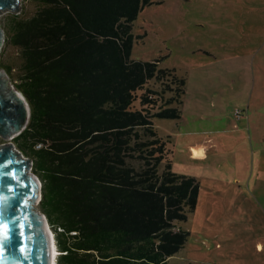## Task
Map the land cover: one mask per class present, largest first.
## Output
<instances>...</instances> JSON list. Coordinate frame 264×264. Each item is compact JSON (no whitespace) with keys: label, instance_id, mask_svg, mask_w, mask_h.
I'll return each instance as SVG.
<instances>
[{"label":"trees","instance_id":"16d2710c","mask_svg":"<svg viewBox=\"0 0 264 264\" xmlns=\"http://www.w3.org/2000/svg\"><path fill=\"white\" fill-rule=\"evenodd\" d=\"M32 1L31 17L9 13L6 22L20 59L15 87L30 105L12 143L40 180L56 263L170 264L201 185L171 160L159 172L167 141L153 119L181 118L185 79L159 59L131 57L133 22L163 0Z\"/></svg>","mask_w":264,"mask_h":264},{"label":"rangeland","instance_id":"374dc122","mask_svg":"<svg viewBox=\"0 0 264 264\" xmlns=\"http://www.w3.org/2000/svg\"><path fill=\"white\" fill-rule=\"evenodd\" d=\"M37 6L20 2L24 17ZM262 13L264 6L256 0H163L144 7L133 22L131 57L159 59V68L185 79L186 94L178 106L182 118L153 119L157 135L167 141L159 172L171 160L174 173L195 177L201 185L196 210L183 223L189 232L186 245L170 264H264V250L256 251L257 243H264ZM8 14L0 15V70L15 86L20 59L6 40ZM147 88L159 92L162 86L150 81ZM198 141L196 149L202 150L203 141L211 144L203 161L186 146ZM5 144L13 143L0 138V146ZM188 152L200 161H188ZM31 166L29 173L36 176Z\"/></svg>","mask_w":264,"mask_h":264},{"label":"water","instance_id":"95a60500","mask_svg":"<svg viewBox=\"0 0 264 264\" xmlns=\"http://www.w3.org/2000/svg\"><path fill=\"white\" fill-rule=\"evenodd\" d=\"M20 2L0 0V15L19 14ZM29 106L24 94L0 70V138L12 140L25 129ZM31 164L14 144L0 146V226H6L0 228V264H50L51 246L56 250L49 222L36 209L41 183L29 173Z\"/></svg>","mask_w":264,"mask_h":264},{"label":"crops","instance_id":"0c3cea01","mask_svg":"<svg viewBox=\"0 0 264 264\" xmlns=\"http://www.w3.org/2000/svg\"><path fill=\"white\" fill-rule=\"evenodd\" d=\"M256 4H260V6H264V0H256ZM263 15H264V13H262ZM261 15V14H260ZM264 19V18H263ZM260 36L259 37H262V35H263V33H261L260 32V34H259ZM182 118V117H181ZM180 118V119H181ZM179 119V120H180ZM198 143H200V141H198V142H192V143H189V144H187L186 146H187V148L188 149H193L194 147H196L195 145H198ZM203 144H202V150H201V152H202V156H201V161H203V160H205L206 159V155H207V153L205 152V149L204 148H210V146H211V144H208L207 142H205V144H204V141L202 142ZM212 143V142H211ZM205 145V147H203ZM200 148V147H199ZM191 149V150H192ZM190 151V150H189ZM190 152H188V153H186V159H188V157H190L191 155L189 154ZM191 159H193V158H191ZM197 161H200V160H197ZM261 247V248H260ZM259 248H260V251H259ZM263 250H264V243H257V248H256V251L259 253V254H261L262 252H263Z\"/></svg>","mask_w":264,"mask_h":264},{"label":"bare ground","instance_id":"6f19581e","mask_svg":"<svg viewBox=\"0 0 264 264\" xmlns=\"http://www.w3.org/2000/svg\"><path fill=\"white\" fill-rule=\"evenodd\" d=\"M191 151H192L194 157L202 156V152L200 149L193 148ZM48 231H49V229H48ZM49 233H50V231H49ZM50 237H52L51 233H50ZM53 241L54 240L52 239V243H53ZM56 251L57 250H55V248L53 246H51L50 264H55Z\"/></svg>","mask_w":264,"mask_h":264},{"label":"snow or ice","instance_id":"6c2138e0","mask_svg":"<svg viewBox=\"0 0 264 264\" xmlns=\"http://www.w3.org/2000/svg\"><path fill=\"white\" fill-rule=\"evenodd\" d=\"M4 227H6V226H0V228H4Z\"/></svg>","mask_w":264,"mask_h":264},{"label":"built area","instance_id":"2783aa9c","mask_svg":"<svg viewBox=\"0 0 264 264\" xmlns=\"http://www.w3.org/2000/svg\"><path fill=\"white\" fill-rule=\"evenodd\" d=\"M236 112H237V110H236Z\"/></svg>","mask_w":264,"mask_h":264}]
</instances>
